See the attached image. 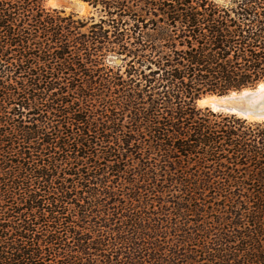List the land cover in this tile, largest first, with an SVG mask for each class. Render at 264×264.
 Segmentation results:
<instances>
[{
    "label": "trees",
    "instance_id": "trees-1",
    "mask_svg": "<svg viewBox=\"0 0 264 264\" xmlns=\"http://www.w3.org/2000/svg\"><path fill=\"white\" fill-rule=\"evenodd\" d=\"M80 1L0 0V264H264V121L196 105L264 81V0Z\"/></svg>",
    "mask_w": 264,
    "mask_h": 264
},
{
    "label": "water",
    "instance_id": "water-1",
    "mask_svg": "<svg viewBox=\"0 0 264 264\" xmlns=\"http://www.w3.org/2000/svg\"><path fill=\"white\" fill-rule=\"evenodd\" d=\"M78 9V6L76 7ZM264 81L251 87H244L238 90H231L226 94H205L197 99L198 101L206 98H214L208 107L212 111L224 112L236 115L241 118L264 121ZM234 94L233 96H230Z\"/></svg>",
    "mask_w": 264,
    "mask_h": 264
},
{
    "label": "rangeland",
    "instance_id": "rangeland-1",
    "mask_svg": "<svg viewBox=\"0 0 264 264\" xmlns=\"http://www.w3.org/2000/svg\"><path fill=\"white\" fill-rule=\"evenodd\" d=\"M213 1L219 4H223L227 2V0H213ZM42 6L46 10L62 11L63 14L73 13V14H76L77 17H80V18L81 17L86 18L89 16H95V18L97 17V13L95 12V10L91 6L87 5L86 3L80 0H43ZM77 6H78V9L76 8ZM108 64L112 66L121 65L122 64L121 57L115 54L108 55ZM207 94H211V93H207ZM213 94H216V93H213ZM219 95H222V94H219ZM196 105L199 106L197 104V100H196ZM199 107H202V106H199Z\"/></svg>",
    "mask_w": 264,
    "mask_h": 264
},
{
    "label": "bare ground",
    "instance_id": "bare-ground-1",
    "mask_svg": "<svg viewBox=\"0 0 264 264\" xmlns=\"http://www.w3.org/2000/svg\"><path fill=\"white\" fill-rule=\"evenodd\" d=\"M234 94H231L230 96H233ZM214 98H206V99H202L200 101H198V105L199 106H206L209 105V103L211 102V100Z\"/></svg>",
    "mask_w": 264,
    "mask_h": 264
},
{
    "label": "snow or ice",
    "instance_id": "snow-or-ice-1",
    "mask_svg": "<svg viewBox=\"0 0 264 264\" xmlns=\"http://www.w3.org/2000/svg\"><path fill=\"white\" fill-rule=\"evenodd\" d=\"M261 87L264 88V85H262Z\"/></svg>",
    "mask_w": 264,
    "mask_h": 264
}]
</instances>
